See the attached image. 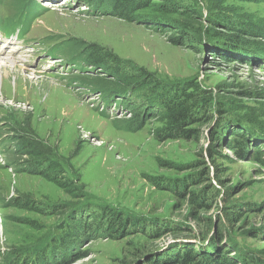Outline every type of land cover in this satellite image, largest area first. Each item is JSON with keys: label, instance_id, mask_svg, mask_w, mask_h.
Segmentation results:
<instances>
[{"label": "rangeland", "instance_id": "rangeland-1", "mask_svg": "<svg viewBox=\"0 0 264 264\" xmlns=\"http://www.w3.org/2000/svg\"><path fill=\"white\" fill-rule=\"evenodd\" d=\"M18 1L0 0V17H15ZM39 2L45 9L29 28V41L0 36V264H150L142 253L151 245L161 246L151 264L170 261L160 254L176 253L174 239L165 230L159 240L148 237L147 220H161L163 229L177 223L182 240L195 241L188 238L195 235L199 248L212 238L230 264H241L240 253L249 264H264V164L253 154L262 149L264 160L263 0L221 3L238 18L239 30L206 19L210 12L200 0L203 42H191L186 32L177 45L167 39L174 34L168 23L180 15L159 10L160 0L138 13L161 16L157 23L112 14L107 0L98 10L65 0ZM213 29L235 41H215ZM49 48L56 51L53 60L44 56ZM89 49H106L150 79L139 87L104 68L82 73L72 59L83 60ZM175 82L187 91L197 84L211 95L210 117L191 126L189 139L159 136L167 123L161 110L141 116L156 106L144 96ZM134 113L142 127L119 126ZM39 154L49 163L27 166ZM198 171L207 175L197 177ZM177 180L181 186L169 185ZM206 185L217 192L208 208L192 200ZM96 212L103 226L123 217L126 227L113 237L92 229L58 247L63 226L78 230L76 213L86 218Z\"/></svg>", "mask_w": 264, "mask_h": 264}, {"label": "trees", "instance_id": "trees-1", "mask_svg": "<svg viewBox=\"0 0 264 264\" xmlns=\"http://www.w3.org/2000/svg\"><path fill=\"white\" fill-rule=\"evenodd\" d=\"M76 3H86L90 6V8L93 9H101L100 7H104L103 3L104 0H72ZM109 1L108 5L110 6V10H112V14L118 15L121 18H124L129 21H144V22H150V23H157L161 22V16H159L157 19L151 18V19H144L143 17L139 16V11L141 9L147 8L151 6V0H107ZM204 3L207 5L210 15L206 17V19H210L214 21L215 23L218 22L219 24L225 26L228 29H237L239 30L241 27H238V18H235L230 15L227 11H224L223 8H221V3L224 0H203ZM255 1V0H250ZM264 2V0H263ZM200 0H160V7L159 10L166 13H178L179 21L175 19L174 21L169 20L168 25L170 24L171 29H173V33L170 37H168V41L173 44L177 45L183 41V38H185L184 35H187L191 39V42H203V33L204 30L200 29V18L201 15L198 13V7H199ZM18 6L16 7V11L14 12L15 17L7 16L6 18L0 17V23L2 24L4 30L6 32H12L16 27H22L23 31H27L32 23L40 16V12L43 11L45 8L42 6L41 3H39L37 0H19L16 2ZM107 5V6H108ZM106 6V4H105ZM107 6L105 8H107ZM108 6V7H109ZM206 7V8H207ZM212 12V13H211ZM203 17V16H202ZM8 21L10 23H8ZM166 22V21H165ZM250 25L246 24V29H248ZM252 29V28H251ZM206 32V31H205ZM177 33V34H175ZM225 36L227 41H235L232 40L236 36H230L227 34H223L221 31H217L213 29V39L215 41H219L220 43L224 42V38L221 37ZM220 37V38H218ZM240 36H237L238 39ZM236 38V40H237ZM65 47V46H63ZM63 47H60L56 49L57 51H62ZM68 48V47H67ZM50 53L55 54V52L49 48ZM87 52L89 54H85V58L83 60L79 61L80 58H76L75 60L72 59V63L75 64L76 68L81 69L80 72H85V68L92 66V68H104L110 70L113 75H115L117 78H128L132 79L131 81H137L139 87L142 85V82L146 79H150V74L144 72L142 69H133L129 65H125L124 61H120L118 58L111 55L106 49H89ZM72 54V52H70ZM77 56V55H75ZM140 72V74L138 73ZM137 72V73H136ZM144 72V73H142ZM148 79V80H149ZM133 81V82H134ZM153 85V84H151ZM172 86L168 87L166 90L160 89V86L157 87V92L155 94L148 92L146 96V100L152 102H155L156 106L153 109L152 105H149L148 108L143 110L142 115L144 118L147 116L150 117L152 115L153 110H161L163 113V117L167 121L166 125L163 126L160 129L159 136L160 137H166V138H186L189 139L193 135V128L191 127L193 124L200 121V118L203 116V120L209 118V114H206V111L210 110L212 108V100L211 95L208 94V92H205L202 90L197 84L192 85L190 88L192 91H187V88H185V83H171ZM187 86V85H186ZM142 87V86H141ZM148 90V88H146ZM210 99V100H209ZM148 111V112H147ZM211 111V110H210ZM224 112L222 107H218V114L221 115ZM135 117H130L125 119L122 124H118L120 127L129 130L134 131L136 129H139L142 127V121L138 117L136 113H134ZM221 117V116H220ZM119 118L115 119L113 123H116ZM226 119V118H225ZM226 123V122H225ZM222 124V123H221ZM222 126V125H221ZM223 128V126L221 127ZM219 131V130H217ZM234 135H239L236 131L233 132ZM244 139V137H243ZM247 137L244 139L246 140ZM26 144V141L23 140L21 143H19L20 146ZM237 146L235 151L238 152V155L241 156V152L239 151V147L242 143L236 142ZM33 147L29 146L28 148ZM39 147V146H38ZM36 148V147H35ZM245 150H248V148L245 147ZM262 149L258 152L257 150H253V154L256 156V161L263 163V156H259L261 154ZM45 156L42 155H36L32 157L31 161L27 164V166L32 167H38L40 160H45L49 163V160L44 158ZM47 160V161H46ZM25 161V160H24ZM32 171H37V169L32 168ZM55 173L57 171H54ZM52 172V173H54ZM202 174L204 176L207 175V173L204 172H197V177H202ZM182 181L177 180V182L173 181L170 182L169 185L171 187L175 186H181ZM157 184L162 185L161 181H158ZM217 197V192H214L212 187L210 185H206L200 193H193L192 194V200H196L197 203L199 202L204 208H208V202L213 200L215 201ZM203 201V202H202ZM202 202V203H201ZM106 213V210L104 211V214ZM74 216V215H73ZM90 222L86 221L89 220ZM92 219V220H91ZM99 219V218H98ZM97 217H92V214H89L88 217L81 218L79 217L78 213H76L75 220H78V230L76 231L74 229V226H70L69 228L67 226H63V233L58 238V244L60 248H65V244H72L77 243L79 240H82L87 236L86 233H89L92 229H94L97 233H106L109 235V237H113L115 234H120L122 232V229L125 228L124 221L125 219L122 217L115 218L110 224L103 226L102 222L99 221ZM160 222H152L150 220L146 221L145 229L148 231L151 230V234H148L147 236L150 238H156V240H159L161 238L160 233L162 231H167L170 234V238L174 239L173 242L175 243L174 246L176 247L177 251L175 254L172 253V251L161 253L160 255L163 257V255L169 256L170 261L165 260H159L155 262L154 264H230L226 257V250H223L217 252L214 248V243L212 241V238L210 241L203 246V248H199V242L200 240L197 239L195 235L193 237H188L190 239H195V241L191 240H182L184 237L182 235L177 234L178 232V225L176 226L173 223H166L169 224L168 229H163L162 227L158 228V226L163 225ZM172 226V227H171ZM156 227V229H154ZM155 232L157 234H155ZM172 232V233H171ZM75 233V234H71ZM159 233V234H158ZM78 238V240H77ZM201 240H205L202 238ZM65 242V244L63 243ZM196 243V244H193ZM156 246V247H155ZM161 246L157 247V245H152L143 251V256L146 258V261L152 263L154 260V253L157 251L156 249L160 248ZM156 248V249H155ZM222 252V253H221ZM241 254V253H240ZM239 254V262L241 264H249V259L244 258L243 255ZM228 255V254H227ZM144 258V259H145ZM164 259V258H163ZM251 263H255V260L257 258H253L250 256ZM167 262V263H165Z\"/></svg>", "mask_w": 264, "mask_h": 264}, {"label": "bare ground", "instance_id": "bare-ground-1", "mask_svg": "<svg viewBox=\"0 0 264 264\" xmlns=\"http://www.w3.org/2000/svg\"><path fill=\"white\" fill-rule=\"evenodd\" d=\"M46 4H48V3H46ZM48 5H51V4H48ZM52 6V5H51ZM6 60V59H5ZM5 62V61H4ZM9 63H11V64H13V66H16V64L15 63H13L12 61H8ZM14 68V67H13Z\"/></svg>", "mask_w": 264, "mask_h": 264}]
</instances>
